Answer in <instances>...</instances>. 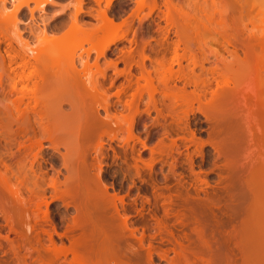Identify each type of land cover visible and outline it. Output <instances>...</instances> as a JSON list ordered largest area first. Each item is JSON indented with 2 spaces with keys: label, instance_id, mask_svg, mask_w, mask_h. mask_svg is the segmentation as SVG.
I'll list each match as a JSON object with an SVG mask.
<instances>
[{
  "label": "rangeland",
  "instance_id": "rangeland-1",
  "mask_svg": "<svg viewBox=\"0 0 264 264\" xmlns=\"http://www.w3.org/2000/svg\"><path fill=\"white\" fill-rule=\"evenodd\" d=\"M25 61L40 68L41 76L24 81L21 92L11 90V77L19 81L27 71ZM86 61V78H95V89L82 78ZM148 74L149 86L143 79ZM152 88L161 115L143 112ZM165 91L170 97H163ZM132 94L141 117L129 137L123 123L119 132L110 131L116 126L95 107L106 98L110 115L122 113L131 122L124 103ZM95 119L107 124L91 131ZM21 143L32 148L26 158L17 155ZM99 144L101 170L94 166ZM259 156L264 157V0H0V174L21 192L17 200L0 184V264L15 262L11 226L28 237L35 258L48 244L44 234L34 241L35 216L47 213L63 232L73 204L95 198L97 187L123 198L125 207L136 197V207L145 209L142 215L133 212L132 220L146 226V235L156 232L155 219L166 210L180 218L187 213L184 199L189 194L196 200L197 189L204 220L210 218L215 228L208 229L216 230L218 216L223 224L231 220L218 224L223 234H235L234 250L228 243L234 263L245 264L250 256L253 263L264 261V241L253 237L248 189L252 176L258 181L264 174ZM179 224L166 219L174 238L187 245L183 236L189 233L197 240L191 224ZM173 244L166 229L152 239L158 251ZM114 249L124 261L146 259L132 239L119 240Z\"/></svg>",
  "mask_w": 264,
  "mask_h": 264
},
{
  "label": "bare ground",
  "instance_id": "bare-ground-1",
  "mask_svg": "<svg viewBox=\"0 0 264 264\" xmlns=\"http://www.w3.org/2000/svg\"><path fill=\"white\" fill-rule=\"evenodd\" d=\"M105 20H107L109 23H113L109 18ZM119 39L120 37L116 36L113 37L111 41L116 42ZM107 47L108 46H105L101 52V55L104 53ZM24 53L27 55V57H29L28 51H25ZM78 58L81 59L82 55H78ZM82 66L83 69L81 73L82 78L84 77V82L88 83L92 88L95 89V78H92L91 76L86 78L85 72L86 70H90L87 61L84 62ZM112 66L116 70V64L113 63ZM23 69L27 71L26 73L25 71L23 72L19 78V81L16 80L15 77H11V90L21 92L22 88H26L24 81L30 82L33 80V78L41 76V69L37 67H33L32 69L31 66H28L27 61L24 62ZM143 79L147 86L151 85L149 74L148 76L143 77ZM20 82H22V85H20ZM139 91L140 90H138V92ZM119 93L120 92L116 93L118 98L117 104L119 103ZM155 93L156 88L147 89L148 102L146 109L143 111L147 115H149L150 109H154L157 114L161 115V110L158 108L157 101L155 100ZM163 93H165L163 97H170L168 91ZM131 97L132 99L127 100L124 103L126 109L132 112L131 122H128L125 118L126 116L122 113L119 114V118L115 115H110V104L106 98H102L99 102H97L95 107L96 112H98L99 109L103 110L105 113L104 117L106 120H108V124L113 122V124L116 126V128L110 131H113L114 133L119 132L122 129L121 126L123 123L127 125L126 130L129 137H133L132 132L135 120L137 121L141 117V112L137 107L138 100H136V94H132ZM140 98L141 96H139V99ZM37 122L43 129H47L43 122L42 116H38ZM104 124L107 123L95 119L91 126V131L101 130L104 127ZM19 146H22V149L17 150V155H19V157L22 155V157L26 158L31 153L32 148L30 146H24V143H21ZM142 147L145 148L146 146L143 145ZM102 148V144H99L95 148L96 155L94 158V166L98 170H101L103 165V157L101 153ZM149 151L150 154L154 153L153 149L151 148ZM37 155L38 154L34 156V159ZM134 161L136 163V160ZM258 161L264 167V157L259 156ZM134 167L137 170L136 164H134ZM138 175L139 172L137 171V176ZM84 176L86 180L89 179L88 173H85ZM0 177L1 188L11 196L15 197L17 200H20V188L15 185L16 188L12 189V184H9V181L2 177L1 174ZM132 182L133 184L135 183L134 180ZM52 186L54 187L55 184H52ZM248 189L253 202L251 206V221L252 228L254 230L253 237L256 240L264 241V174L258 178V181L252 176ZM195 191V194L198 197L199 190L195 189ZM97 192L98 194L95 198H85L81 201V203L77 202L76 204H73L75 209L74 214L68 218L67 225L63 232H58L57 226L54 225L47 213H44L41 216H35V224L30 227V231L34 234V241L40 243L42 235L44 234L46 235V240L48 242V244H42L41 251L37 250L35 258L32 257L31 247H27L29 243L27 240L28 237L20 235V233L13 226H11L10 232L17 236V243L13 248V254L15 256V262H13V264H161V262H164L165 264H235V258L233 257L234 254L233 256L231 254V252H233L232 250H234L233 247H236V245L231 243L233 240V243L236 241V238L233 237L235 234L233 232L229 233L228 231V236L225 235L226 233L223 234L221 232L223 229L222 227L220 231L219 224H221V222L219 219L222 220V218H219L218 216V220L216 221L217 226H215L217 230L216 240L214 237V231L216 230L211 231L213 227L211 226V228L209 225L210 218L204 220L207 216L203 214L204 203H202V201L197 197L196 201L194 197L187 194L184 199L187 213L182 214L180 218L174 211L172 212L166 210L164 212L163 218L155 219L152 227L156 229V232L146 235V226L140 225L141 223L139 221L137 222L132 220L133 212L137 215H142L145 209L144 206H142L140 209L136 207V197L131 199L129 207H125L124 199L119 197L117 194L108 195L107 188L97 187ZM77 196L78 198H81L79 192H77ZM156 197L157 196L154 195V198ZM169 202L172 205L175 203L174 199H169ZM40 204V201H38L36 204V210L38 211L40 210ZM66 206H68V204H66ZM88 208H92V211L88 210ZM228 216L230 217V215ZM170 217H174L175 220L178 221V224L180 223L179 225L187 226L191 224L193 227L191 225L189 227L193 228L192 231L194 232L195 238L197 239L192 241H196V243H192L189 233L184 234L183 236L184 240H186L188 243L187 245L186 243L182 242L183 240L181 241L174 238V232L171 229H167L168 227H166V219ZM212 217L214 218V216ZM223 220L222 225L227 226L226 223L230 219H226L227 222L224 221L225 224H223ZM45 225H49L51 230L44 228ZM208 225L211 229H208ZM164 229H166V233L172 237L174 242L173 247L163 251L155 250L152 248V239L155 237L156 233L162 235ZM72 233L75 234L72 235ZM231 234L233 235L231 236ZM53 235H56L58 239L66 238L67 244L61 240L57 242ZM212 236L215 240H210L213 239ZM131 239L136 242L140 249L145 251V260H143L140 256H137L134 262L124 261L118 255V251L114 249L116 242L119 240L127 241ZM229 242L232 244V250L230 249L231 247H229L231 245L228 244ZM22 251L24 252L22 253ZM170 252L173 253V256L171 257H169ZM68 255L71 256L70 259L67 258ZM28 258H30L32 262H28ZM155 258H157V260H155ZM246 258L247 260L244 261L245 264H264V261L260 259L255 260L253 263L252 256L249 257L250 259L248 257H245V259Z\"/></svg>",
  "mask_w": 264,
  "mask_h": 264
}]
</instances>
